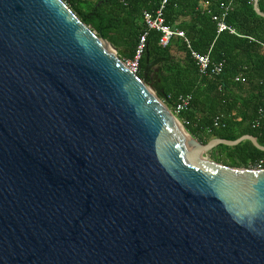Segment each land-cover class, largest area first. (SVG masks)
<instances>
[{"label": "water", "instance_id": "1", "mask_svg": "<svg viewBox=\"0 0 264 264\" xmlns=\"http://www.w3.org/2000/svg\"><path fill=\"white\" fill-rule=\"evenodd\" d=\"M243 141L191 137L62 0H0V264H264V169L207 157Z\"/></svg>", "mask_w": 264, "mask_h": 264}, {"label": "trees", "instance_id": "2", "mask_svg": "<svg viewBox=\"0 0 264 264\" xmlns=\"http://www.w3.org/2000/svg\"><path fill=\"white\" fill-rule=\"evenodd\" d=\"M62 1L124 62L134 60L146 33L136 74L171 111L179 98L189 97L187 108L176 117L199 143L250 135L264 146V18L254 11L253 0H168L162 10L165 24L182 31L188 43L174 37L165 47L159 44L161 34L148 30L143 19L144 12L159 9L160 0ZM222 6H228L224 22L233 32L217 33L212 17L223 12ZM258 9L264 14V0H258ZM191 51L209 54L212 63L222 62V73L201 77ZM147 56L159 62L145 75ZM207 157L232 168L254 169L262 162L264 169V152L249 141L219 145Z\"/></svg>", "mask_w": 264, "mask_h": 264}, {"label": "built area", "instance_id": "3", "mask_svg": "<svg viewBox=\"0 0 264 264\" xmlns=\"http://www.w3.org/2000/svg\"><path fill=\"white\" fill-rule=\"evenodd\" d=\"M167 1L168 0H160L161 2L160 7L155 13H150V12L143 13V19H144L146 28L148 30H154L161 34L160 39H159V44L162 47L167 46L170 40L174 37L183 38L184 41L188 43L182 31L172 29L167 24H165L162 10L165 4L167 3ZM221 9L223 10V12L220 15H216L212 17V20L216 22L217 33H221L224 31L233 32L224 22V18L226 16V13L228 12V6H222ZM145 37H146V33H144L139 39L134 60L125 62L126 66L135 74L138 68V59L143 53V50L145 47ZM191 57L195 61L198 74L201 77L213 79L222 73L223 63L222 62L212 63L209 58V54L200 55V54H197L191 51ZM235 81L244 82L243 79L239 80V78H236ZM188 102H189V97L179 98L173 111L170 110L171 113L176 117L178 114H180L187 108ZM261 166H262V162H259L254 169H262Z\"/></svg>", "mask_w": 264, "mask_h": 264}]
</instances>
